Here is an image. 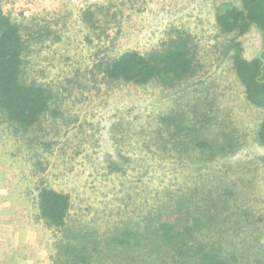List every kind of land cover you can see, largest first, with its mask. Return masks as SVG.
<instances>
[{
    "label": "rangeland",
    "instance_id": "1",
    "mask_svg": "<svg viewBox=\"0 0 264 264\" xmlns=\"http://www.w3.org/2000/svg\"><path fill=\"white\" fill-rule=\"evenodd\" d=\"M225 3L241 6V0H0L27 42L23 81L55 95L51 111L31 130L0 110V264H61L58 244L68 232L40 217L44 185L71 196L67 227L91 246L125 227L156 230L182 200L210 210L233 192L240 223L232 226L225 256L233 264H264V145L257 139L264 109L247 100L233 68L228 43L235 35L218 28L216 13ZM94 4L117 16L102 39L83 17ZM183 33L198 61L188 80L172 88L105 77L110 59L133 50L146 54ZM240 40L248 60L260 54L257 29ZM177 124L185 130L171 138ZM228 135L234 148L214 160L195 145ZM221 228L192 227L188 239L211 247L224 237L217 238ZM157 243L158 250L128 252L101 244L93 261L193 263L178 247Z\"/></svg>",
    "mask_w": 264,
    "mask_h": 264
},
{
    "label": "trees",
    "instance_id": "2",
    "mask_svg": "<svg viewBox=\"0 0 264 264\" xmlns=\"http://www.w3.org/2000/svg\"><path fill=\"white\" fill-rule=\"evenodd\" d=\"M83 17L89 28L102 39L109 36L111 25L117 16L112 14L109 6L94 4L83 12ZM216 20L223 34L235 35L229 40L228 50L233 53V68L245 87L247 100L252 105L264 109V0H241L240 7L225 3L217 10ZM252 28L260 33L262 49L258 56L248 60L244 56L240 38ZM24 37L21 27L0 6V110L20 129L31 130L51 111L55 95L45 85L23 81L25 52L28 50ZM192 44L190 36L183 33L170 37L161 48L146 54L135 50L124 52L109 60L104 75L112 82L136 85L157 82L164 87L173 88L196 72L198 61ZM55 114L57 115L56 112ZM172 120L166 118V122ZM184 130V124H177L171 138L181 135ZM257 139L264 145V120L258 127ZM234 143L235 139L228 135L219 140L199 138L195 145L207 153L208 160H214L221 153L234 148ZM226 194H229L231 199L228 195L227 198L223 195L220 200L210 204V210H202L199 206L192 208V198L182 200L177 214L160 220L156 230L143 231L125 227L106 237L101 244L108 250L128 252L130 249H145L152 245L158 250L160 246L157 241H161L167 246L178 247L181 256L186 260L191 259L194 264H233L225 256V245L230 244L228 236L232 226H237L239 220L237 212H234L238 209L239 199L234 198L233 192L228 191ZM70 207L69 194L46 185L40 188V217L50 227L68 232L67 240L58 244L61 264H97L93 261V253L99 251L101 244L93 243L91 246L88 238L67 227ZM211 223L224 226L221 228L222 233L217 237L221 238L223 235V238L215 240L211 247L210 244L195 245L190 242L188 237L192 227L200 232ZM187 224L192 226H186ZM182 226L185 231L181 230Z\"/></svg>",
    "mask_w": 264,
    "mask_h": 264
}]
</instances>
